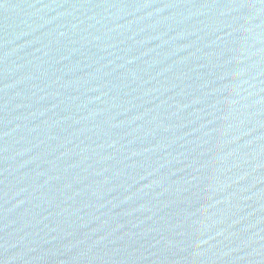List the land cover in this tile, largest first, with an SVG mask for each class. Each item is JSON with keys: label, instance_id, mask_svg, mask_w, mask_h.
<instances>
[{"label": "water", "instance_id": "1", "mask_svg": "<svg viewBox=\"0 0 264 264\" xmlns=\"http://www.w3.org/2000/svg\"><path fill=\"white\" fill-rule=\"evenodd\" d=\"M0 264H264V0H0Z\"/></svg>", "mask_w": 264, "mask_h": 264}]
</instances>
